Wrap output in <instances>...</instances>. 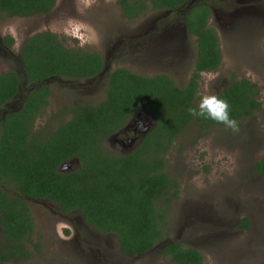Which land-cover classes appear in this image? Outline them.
Instances as JSON below:
<instances>
[{
    "label": "rangeland",
    "instance_id": "374dc122",
    "mask_svg": "<svg viewBox=\"0 0 264 264\" xmlns=\"http://www.w3.org/2000/svg\"><path fill=\"white\" fill-rule=\"evenodd\" d=\"M191 1L208 5V25L215 29L221 50L220 65L200 73L197 103L202 95L220 92L233 79L246 78L258 85V100L264 109V0ZM185 14L186 10L159 9L128 20L117 0H56L45 14H2L0 73L13 70L20 74L21 45L44 30L56 33L65 46L101 54L105 66L99 74L48 81V104L33 128L35 134L45 135L68 120L74 106L101 101L107 74L115 68L146 76L165 73L175 85L184 86L196 58L195 36L186 30ZM6 36L13 39L9 48L4 44ZM28 86L23 80L19 96L2 106L0 114L17 108ZM137 115L144 125H152L150 113L134 112L124 126H129L128 139L123 136L127 142ZM238 125L239 131L233 132L223 125L201 128L192 122L173 141L166 154V171L176 179L179 194L168 204V238L147 252L124 255L114 234L99 233L78 212L65 214L54 202L23 196L33 231L24 241L29 255L17 263L180 264L161 257L164 244L177 241L200 251L204 264H264V176L253 169L264 155V111ZM123 137L115 132L103 147L123 154L127 151ZM74 159L65 163L71 165L69 171L79 165ZM1 186L9 194L17 192L9 181ZM244 218L250 221L249 229L240 226ZM2 241L0 228V245Z\"/></svg>",
    "mask_w": 264,
    "mask_h": 264
},
{
    "label": "trees",
    "instance_id": "16d2710c",
    "mask_svg": "<svg viewBox=\"0 0 264 264\" xmlns=\"http://www.w3.org/2000/svg\"><path fill=\"white\" fill-rule=\"evenodd\" d=\"M128 20L150 10H186L187 32L195 36L196 58L188 82L179 87L165 73L146 76L127 68L110 70L104 97L96 104L72 108L71 117L51 133H34V122L48 104L55 77L83 79L99 74L105 66L96 51L68 47L50 30L27 38L19 53L20 74L0 73V108L19 96L22 81L29 84L19 106L0 114V184L17 189L9 196L0 187V264H18L29 255L25 247L33 231L31 213L21 195L57 203L63 212H78L97 231L114 234L122 253L141 254L166 240L170 225L169 202L179 194L175 178L166 171V154L183 128L195 122L201 128L218 124L191 117L187 109L197 103L200 72L213 71L221 62L215 29L208 25L207 4L191 0H117ZM56 0H0V15L31 16L51 11ZM10 47L13 39L4 37ZM259 87L246 78L233 79L219 97L230 104V115L239 124L258 111ZM136 111L154 118L141 141L123 154H113L103 142L122 129ZM72 158L75 170L59 167ZM264 176V155L253 166ZM241 227L250 228L244 218ZM173 262L204 264L195 248L169 241L161 252Z\"/></svg>",
    "mask_w": 264,
    "mask_h": 264
},
{
    "label": "clouds",
    "instance_id": "9594fccd",
    "mask_svg": "<svg viewBox=\"0 0 264 264\" xmlns=\"http://www.w3.org/2000/svg\"><path fill=\"white\" fill-rule=\"evenodd\" d=\"M230 107L226 99L215 94H205L201 96L199 104L189 107L187 112L191 117L212 120L233 132H238L239 125L230 115Z\"/></svg>",
    "mask_w": 264,
    "mask_h": 264
},
{
    "label": "flooded vegetation",
    "instance_id": "af4514ba",
    "mask_svg": "<svg viewBox=\"0 0 264 264\" xmlns=\"http://www.w3.org/2000/svg\"><path fill=\"white\" fill-rule=\"evenodd\" d=\"M185 27H186V24H185ZM186 30H187V27H186ZM24 44V43H23ZM22 46V45H21ZM21 48V47H20ZM196 52V51H195ZM196 57V56H195ZM203 72H208V71H203ZM193 73V72H192ZM201 73V72H200ZM138 116V115H137ZM136 125H131L130 126V129L132 130V137H130L129 138V141L127 142V140L125 139V138H127L128 139V137H125V135H126V132H127V130H129V126H126L125 128L123 127L122 129H120V130H118L117 131V133H119V134H122V137H123V141H124V146H125V148L127 149V151H129V150H131L132 148H134L139 142H140V140L143 138V136L145 135V134H141V129H142V126H144V119H142V118H138L136 121ZM152 123H153V121H152ZM126 151V152H127ZM71 160V159H70ZM70 160H68V161H70ZM75 161H76V167H77V165H78V160L77 159H74ZM67 161V162H68ZM66 163V162H65ZM65 163H63L60 167H59V169L60 170H62V171H68L70 168H71V165H66L65 166ZM2 184H0V187H2L1 186ZM4 185V184H3ZM3 188V187H2ZM3 190L9 195V196H14L15 194H9L6 190H5V188H3ZM23 196H25V195H21V199H22V197ZM28 197V196H27ZM32 199H37V200H47V199H38V198H32ZM23 200V199H22ZM48 201H50V200H48ZM52 202V201H51ZM55 203V202H54ZM55 204H57V203H55ZM58 205V204H57ZM59 206V205H58ZM59 208H60V206H59ZM60 210H61V208H60ZM61 212H63L62 210H61ZM70 212H72V211H70ZM70 212H63V213H65V214H67V213H70ZM32 218V217H31ZM84 220V219H83ZM88 224V223H87ZM89 225V224H88ZM89 226H91V225H89ZM92 227V226H91ZM95 229V228H94ZM96 230V229H95ZM97 231V230H96ZM67 232V231H66ZM99 232V231H98ZM99 233H101V232H99ZM102 234H105V233H102ZM118 243V242H117ZM119 245V244H118ZM119 248H120V246H119ZM148 251V250H147ZM147 251H145V252H147ZM120 252H121V250H120ZM145 252H143V253H145ZM161 252H162V250H161ZM122 253V252H121ZM143 253H141V254H143ZM122 254H124V255H141V254H127V253H122ZM162 257V256H161ZM164 258V257H163ZM166 258V257H165ZM163 264V263H162ZM181 264V263H180Z\"/></svg>",
    "mask_w": 264,
    "mask_h": 264
},
{
    "label": "water",
    "instance_id": "95a60500",
    "mask_svg": "<svg viewBox=\"0 0 264 264\" xmlns=\"http://www.w3.org/2000/svg\"><path fill=\"white\" fill-rule=\"evenodd\" d=\"M138 115H139V113H138ZM138 118H140L139 116H137ZM152 117V120H153V123H152V125L154 124V118H153V116H151ZM151 125V126H152ZM151 126H146V125H144V126H142V129H141V132L143 133V134H145L148 130H150V128H151ZM166 244V243H165ZM164 244V245H165Z\"/></svg>",
    "mask_w": 264,
    "mask_h": 264
}]
</instances>
